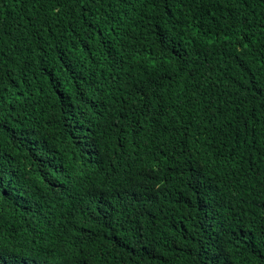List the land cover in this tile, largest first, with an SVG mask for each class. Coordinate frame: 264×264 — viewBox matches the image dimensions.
<instances>
[{"label":"trees","instance_id":"1","mask_svg":"<svg viewBox=\"0 0 264 264\" xmlns=\"http://www.w3.org/2000/svg\"><path fill=\"white\" fill-rule=\"evenodd\" d=\"M0 264H264V0H0Z\"/></svg>","mask_w":264,"mask_h":264}]
</instances>
